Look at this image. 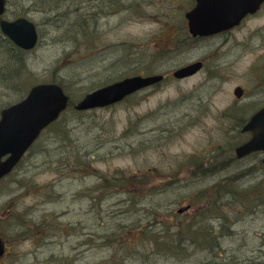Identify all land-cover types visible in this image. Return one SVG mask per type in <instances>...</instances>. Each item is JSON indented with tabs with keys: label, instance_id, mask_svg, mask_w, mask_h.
I'll use <instances>...</instances> for the list:
<instances>
[{
	"label": "rangeland",
	"instance_id": "1",
	"mask_svg": "<svg viewBox=\"0 0 264 264\" xmlns=\"http://www.w3.org/2000/svg\"><path fill=\"white\" fill-rule=\"evenodd\" d=\"M109 1H8L6 18L31 20L39 42L17 62L0 41V81H10L0 85V110L40 83H59L70 105L0 182V238L11 253L3 264H264V208L250 213L219 201L229 213L228 229L224 213H202L196 200L201 190L218 197L220 188L210 187L232 175L242 187L264 176L258 155L238 159L234 153L248 138L240 128L253 113L238 110L258 102L234 104L232 98L234 86H246L249 55L233 61L231 51L229 63L216 70V47L188 52L184 13L193 0ZM88 14L92 21L81 34ZM68 28H80L79 35ZM208 55L199 75L173 76ZM156 74L166 77L108 107L76 108L100 87ZM214 77L220 83L209 95L201 83ZM248 168H257L256 175L244 177ZM130 175L141 176L143 185L102 180ZM188 227L200 229L196 237L203 228L210 233L207 246L220 245L217 252L184 246ZM177 239L182 245L174 247Z\"/></svg>",
	"mask_w": 264,
	"mask_h": 264
},
{
	"label": "water",
	"instance_id": "2",
	"mask_svg": "<svg viewBox=\"0 0 264 264\" xmlns=\"http://www.w3.org/2000/svg\"><path fill=\"white\" fill-rule=\"evenodd\" d=\"M260 0H198L196 8L188 15L190 30L209 33L220 31L232 23H236L241 15L254 9ZM6 0H0V18L5 12ZM0 29L16 46L25 50L33 49L37 43L35 25L26 18L13 21L0 20ZM200 67L196 63L177 70L176 78L189 76ZM163 79L162 75L151 77H131L98 89L80 101L77 110H88L104 107L121 101L144 87L153 85ZM68 96L56 84H39L34 86L27 97L1 112L0 119V159L10 153L4 161H0V178L9 173L22 155L39 136L40 132L66 109ZM252 132L251 139L235 151L241 158L255 151L264 152V108L256 112L244 126L243 132ZM264 161V160H263ZM188 206L179 209L183 213ZM1 252V248H0Z\"/></svg>",
	"mask_w": 264,
	"mask_h": 264
},
{
	"label": "flooded vegetation",
	"instance_id": "3",
	"mask_svg": "<svg viewBox=\"0 0 264 264\" xmlns=\"http://www.w3.org/2000/svg\"><path fill=\"white\" fill-rule=\"evenodd\" d=\"M8 1L9 0H6L7 6H8ZM107 3L111 5V2L109 0H107ZM120 3L122 4V1ZM197 4H198V0H193L192 6L184 13L185 30H186L185 32L188 33V52L193 49H199L202 53H204L207 51H212L213 47H216L217 50L220 51V54L218 56L219 61L215 63V65H219V66L214 67L216 70L218 68L220 70L223 69L222 63L224 64L229 63L228 60L230 57L228 55H230L231 51H233V53L237 55L236 57L233 58V61L237 60L238 58L243 57L245 54L249 55L248 60H250V64L248 65L246 72L242 74L243 75L242 81L246 83V86L239 84L232 88L233 103L237 104L239 102H242V103L248 104L247 101H250L252 99L254 101H258L255 105H253V107L249 109L238 110V111L261 112V110L264 108V23L257 24L256 21L259 20L260 18H264V0H260L258 2V5L255 7L250 6L251 8L254 9L253 11H248L247 13L241 15V17L238 19L236 23H232L220 31L212 32L210 30L208 31L209 33H204L202 31L201 33L197 32L193 34L190 30L189 20L187 18V15L194 8H196ZM72 5L73 4L70 3V6ZM59 10L56 11L57 15L59 14L58 13ZM166 10H169V9L167 8ZM91 21H92V18L89 17V14H88V19L87 20L84 19L85 25H80L82 26L81 34L88 31V28H89L88 23L90 26ZM73 30L75 31V33L72 34L71 36L73 37L78 36L80 33V28L73 29ZM173 46H175L178 52L179 50H182V48H180L181 44H178V41L175 39H173ZM183 52L186 53L187 51H183ZM224 55L227 56L225 59L222 58L224 57ZM209 56L210 55L205 56L204 60L203 59L202 60H196V59L192 60L188 64H185L179 67L178 69L198 63L200 64V67L196 71H194L192 74L185 77V79L197 76L203 70L207 69L206 58H208ZM221 72L224 73L225 71L223 70ZM205 74L207 76L206 71H205ZM137 76L149 77L152 75H137ZM165 77L166 76H164V79ZM164 79H162V81ZM216 80H217V77L209 78L207 79V81L204 80L201 83V86H203L202 89L207 90L211 88V91L208 93L209 95H211V92L215 91L217 89V86H219L220 80L218 79L217 83L214 84ZM201 99H203V97ZM246 122H244L243 124H245ZM243 134L247 136L248 138L241 144L245 143L252 136L251 133H243ZM255 155H258L261 158L260 160L262 161L263 153L261 152L253 153L243 159H246L248 157H252ZM2 243H3L4 252L3 254L0 253V264H3L5 261H7L8 256L11 254L10 252L6 251L7 250L5 248L6 243L4 241H2Z\"/></svg>",
	"mask_w": 264,
	"mask_h": 264
},
{
	"label": "trees",
	"instance_id": "4",
	"mask_svg": "<svg viewBox=\"0 0 264 264\" xmlns=\"http://www.w3.org/2000/svg\"><path fill=\"white\" fill-rule=\"evenodd\" d=\"M54 8L59 10L58 6H56ZM53 12L57 15L56 11H53ZM78 23L80 25V22H78ZM1 43H2L3 47H5L9 51V54H11L9 56L10 59L16 60L17 62H19V61L23 62V58H22L23 52L22 51H20L18 49H11V47H7V44H4L3 41H1ZM16 61H13V62L16 64ZM21 65H22V63H21ZM13 71H14V75H13L12 79L16 78L15 72L17 73V70H13ZM1 78L4 79V80L0 81L1 87H2V85H4V86L10 85V81L5 80L4 77H1ZM260 168H264V166L261 165ZM256 170H257V168H254V169L248 168V170L244 171V173L247 171L255 173ZM140 177L141 176L130 175L129 177L128 176H121L120 179L113 178L112 180H109L107 177L106 178L101 177V178H102V180L104 179V183L112 181L115 185H120L121 187L125 188L124 187L125 185H127L128 187H130L131 184L137 186L135 183H130L129 181H131V182L139 181V184H142L143 179H140ZM143 178L145 179V177H143ZM234 179H235V177H234V175H232V176H230V178L226 179L224 183H222V184L217 183L219 185L215 184L212 187H210V189L215 188L216 190H217V188H220L221 194H219L218 197H210L209 198L207 196V193H204L203 190H201L199 192V195L196 196V200L200 201L199 204L202 207V209L204 210V211H201L202 213H206V214L213 213L214 215H219V213H222V215H223V213H224V215L221 217L222 227L228 228V229L230 227V224L224 223V222L228 221L229 213H228V211H226V212L221 211V205L219 206V203H218L219 201H223V202L225 201V205H227L231 208H235L236 206H238L239 208L245 209V211L248 210L250 213H254V211L261 210L262 208H264V180H259L258 182L254 183L252 185L242 187L243 183L240 181L236 182V181H234ZM194 197H195V195H194ZM191 205L195 206L194 200L192 201ZM196 206H199V205H196ZM224 209L227 210L226 208H224ZM244 213H246V212H244ZM199 230L200 229H198V228L193 230L190 227L185 229V231H187L189 233L188 235H185L187 237L189 243H188V245L185 244L184 246L189 247V246H192V244H193L194 248H199L200 250H206L208 248L209 254L216 253L217 249L220 248V245L216 244L213 247H208L207 244L209 242H213L214 237L210 233L205 232L204 228L201 232H199V236L196 237L198 235L197 231H199ZM201 234H203L202 237L200 236ZM204 234L206 236H204ZM197 240H200L199 245H197ZM176 241L178 243H176L174 245V247H179L182 245L179 242L182 240L177 239ZM155 243H157V242L155 241ZM235 263L236 262H232V264H235Z\"/></svg>",
	"mask_w": 264,
	"mask_h": 264
},
{
	"label": "bare ground",
	"instance_id": "5",
	"mask_svg": "<svg viewBox=\"0 0 264 264\" xmlns=\"http://www.w3.org/2000/svg\"><path fill=\"white\" fill-rule=\"evenodd\" d=\"M66 31L68 32V34H69V33H70V34H74V33H75V31H74L73 29H71V28L66 29ZM247 175H256V173H254V172H250V171H247V172H245V173L243 174L244 177L247 176ZM260 180H264V176H263ZM257 182H258V181H257ZM216 264H218V263H216ZM235 264H241V263H235Z\"/></svg>",
	"mask_w": 264,
	"mask_h": 264
}]
</instances>
